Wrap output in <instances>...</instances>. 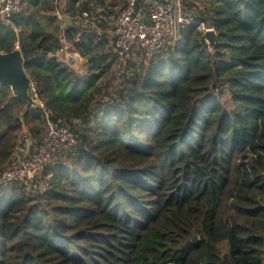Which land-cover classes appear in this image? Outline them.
Returning <instances> with one entry per match:
<instances>
[{
	"label": "trees",
	"instance_id": "1",
	"mask_svg": "<svg viewBox=\"0 0 264 264\" xmlns=\"http://www.w3.org/2000/svg\"><path fill=\"white\" fill-rule=\"evenodd\" d=\"M178 1L181 40L127 60L113 29L128 0H22L0 22L43 104L22 117L0 84V174L49 119L77 141L0 188V264H264V0ZM61 25L84 75L60 61Z\"/></svg>",
	"mask_w": 264,
	"mask_h": 264
},
{
	"label": "built area",
	"instance_id": "2",
	"mask_svg": "<svg viewBox=\"0 0 264 264\" xmlns=\"http://www.w3.org/2000/svg\"><path fill=\"white\" fill-rule=\"evenodd\" d=\"M136 1L128 0L127 6L114 22L117 52L124 60L129 59L138 49L147 56H152L166 45L180 41L182 28L191 21L183 17L177 0L170 5L154 7L148 17L137 10ZM21 5L22 0H0V22L9 24L14 15L21 13ZM84 16L88 17L86 13ZM62 19L59 16V20ZM200 29L205 33L210 28L201 25ZM63 31L64 27L61 25L58 38L63 50H67L70 44ZM76 144V138L67 126L49 119L46 133L36 151L0 174V188L14 182L35 180L55 161L58 154L71 152Z\"/></svg>",
	"mask_w": 264,
	"mask_h": 264
},
{
	"label": "water",
	"instance_id": "3",
	"mask_svg": "<svg viewBox=\"0 0 264 264\" xmlns=\"http://www.w3.org/2000/svg\"><path fill=\"white\" fill-rule=\"evenodd\" d=\"M67 21L69 22L70 19L68 18ZM205 38L209 48L213 50L218 38L217 32L209 29L205 32ZM0 84L9 87L15 97L23 98L27 102L22 117L31 108L43 107V104L31 95L34 85L25 70V58L19 46L8 53L0 52ZM197 240L198 236L194 238V242Z\"/></svg>",
	"mask_w": 264,
	"mask_h": 264
},
{
	"label": "rangeland",
	"instance_id": "4",
	"mask_svg": "<svg viewBox=\"0 0 264 264\" xmlns=\"http://www.w3.org/2000/svg\"><path fill=\"white\" fill-rule=\"evenodd\" d=\"M168 1H169V4H172L175 0H168ZM177 2L179 1L177 0ZM142 13H144L143 10H142ZM78 69H79L78 71L82 70V68L81 69L78 68ZM27 135L28 134L26 130L23 131L21 134L19 133L20 140H19L18 148L16 149V155L20 159L28 158V156L31 155L32 152L37 148L35 147L36 144L33 143L32 139H30Z\"/></svg>",
	"mask_w": 264,
	"mask_h": 264
},
{
	"label": "crops",
	"instance_id": "5",
	"mask_svg": "<svg viewBox=\"0 0 264 264\" xmlns=\"http://www.w3.org/2000/svg\"><path fill=\"white\" fill-rule=\"evenodd\" d=\"M73 57H75V59H73ZM59 58L61 63H68L70 65H73L77 71L79 70L78 68H82L81 71H78L80 75H84L86 73L87 67L83 66L80 54L77 52H73L70 48L59 53Z\"/></svg>",
	"mask_w": 264,
	"mask_h": 264
}]
</instances>
